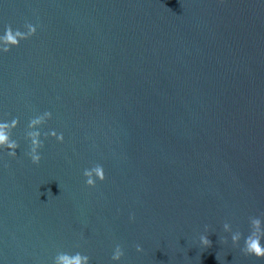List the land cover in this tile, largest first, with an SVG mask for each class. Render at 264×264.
Listing matches in <instances>:
<instances>
[{"label": "water", "instance_id": "obj_1", "mask_svg": "<svg viewBox=\"0 0 264 264\" xmlns=\"http://www.w3.org/2000/svg\"><path fill=\"white\" fill-rule=\"evenodd\" d=\"M29 22L0 51V117L20 120L18 155L0 150V264H264L223 229L247 236L264 205V0H0V33ZM48 110L41 130L65 140L42 137L36 164L29 121Z\"/></svg>", "mask_w": 264, "mask_h": 264}, {"label": "clouds", "instance_id": "obj_2", "mask_svg": "<svg viewBox=\"0 0 264 264\" xmlns=\"http://www.w3.org/2000/svg\"><path fill=\"white\" fill-rule=\"evenodd\" d=\"M27 31L14 29L8 25L6 29L0 33V51H10L11 46H19L22 39H27L37 32V26L31 22L26 25ZM53 117L51 110L32 117L29 121V131L27 137L30 139V151L27 153L31 160L39 164L42 160L41 149L44 147L45 140L42 137L52 136L58 141L63 142L65 135L62 131L50 129L47 132L41 130L42 126ZM20 123L19 117L11 120L0 117V150L7 149L11 156H17V149L20 148L19 142L13 138L12 130ZM86 184L95 187L98 180L107 179V173L102 163H94L91 167H86L83 172ZM132 218L135 216L133 214ZM251 231L247 236L239 230H234L233 225L229 221L223 223V229L226 233H230L231 241L235 245H239L243 238L242 251L246 254L264 253V205H261L257 213L250 216ZM224 242L228 241V236L222 237ZM199 243L208 246L212 243L209 239L208 231L201 232L199 235ZM137 249L143 251V246L137 244ZM125 255V248L122 244L116 243L111 254L113 261L119 262ZM54 264H92V257L85 252L76 251L75 253L68 251H60L54 258Z\"/></svg>", "mask_w": 264, "mask_h": 264}]
</instances>
